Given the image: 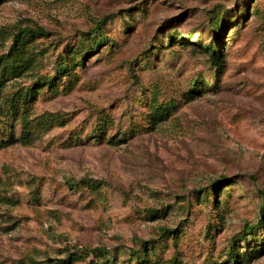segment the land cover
I'll list each match as a JSON object with an SVG mask.
<instances>
[{
  "label": "rangeland",
  "instance_id": "374dc122",
  "mask_svg": "<svg viewBox=\"0 0 264 264\" xmlns=\"http://www.w3.org/2000/svg\"><path fill=\"white\" fill-rule=\"evenodd\" d=\"M104 18L108 46L20 104ZM215 37L222 72L197 47ZM12 66L0 264H264V0H0V75Z\"/></svg>",
  "mask_w": 264,
  "mask_h": 264
},
{
  "label": "trees",
  "instance_id": "16d2710c",
  "mask_svg": "<svg viewBox=\"0 0 264 264\" xmlns=\"http://www.w3.org/2000/svg\"><path fill=\"white\" fill-rule=\"evenodd\" d=\"M108 18H104L101 19L98 23H97V30H95L94 32H97V39H91V38H87L90 41H92L91 46H89L86 50H80V47H76L73 50H69L67 52V56L64 57L63 60H61V62L58 63L57 65V69H56V74L55 76H53L52 78H40L37 82H35L33 84V86L29 87L25 93L21 96L20 98V104H22L24 107L29 105L31 102L36 100L37 95L44 89L48 88H53L55 87V85L61 81V77L62 78H66V79H70L72 78L75 73L74 70H76L77 68H83L85 66L84 61L87 57V55L89 53H91L92 51H98L101 46H108V42L106 39V36H103L102 32H103V26L105 25L106 21ZM216 21V23L219 22V20H214ZM223 25H219V27H222ZM24 34H27L30 36V34L32 35H42L45 36L46 34H44V32L42 30H31V29H27L24 31ZM178 35V33H177ZM192 34H188L187 35V39H189L191 37ZM98 37H101L98 39ZM171 39H173V35H169L168 36V40L169 43L171 41ZM223 40L221 37H215V39L213 40L212 43L208 44V45H203L201 43V41H199V45L197 47H202L203 51L207 54V56L209 57V60L211 62V64L216 68V72H222V68L224 65V60L222 58V54L221 51L223 50L222 45H223ZM105 43V44H104ZM23 44V43H22ZM181 45V42L179 40V42H177L176 46ZM22 46V45H19ZM167 48V47H165ZM164 48V49H165ZM161 48H158V51ZM175 51V50H173ZM81 57V60H78V58ZM3 72H1L0 75V86L3 85V83L5 81L8 80L9 77H14L16 76L14 71H15V67H6V68H2ZM218 84L214 87L215 89L218 88ZM203 87L204 84L203 83H198L195 84L190 90H189V94H192V96H189L190 98H194L195 92L197 91V95H200L201 93H203ZM209 90V89H208ZM18 106H15L14 109L18 110ZM164 111H169L168 108H164ZM155 120H152V125H154L155 122H153ZM28 124V122H27ZM151 124V123H150ZM28 134V133H27ZM121 141V140H120ZM1 142V141H0ZM232 180L222 177L221 181H217L212 185V188L209 189V193H213L214 195L218 196L221 194L220 192V188L224 185V184H232ZM88 187L91 190L94 191H98L99 190V185L98 183H92V184H88ZM262 195V207H261V219L259 221V223L254 227V228H259V227H264V191L260 192ZM252 228V230L254 229ZM248 232L244 233L242 239H245L247 236ZM171 235L170 231H167L166 236ZM154 242H145L143 243V246H145V251L147 253V251L150 250L149 245L151 246ZM100 252H102V250H100ZM230 259H232V264H238L239 263V259L237 255H230L229 256ZM72 261V255H69L67 258H65L64 260H61V263H71ZM32 264H37V263H32Z\"/></svg>",
  "mask_w": 264,
  "mask_h": 264
}]
</instances>
